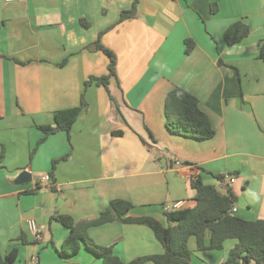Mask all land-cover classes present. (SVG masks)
<instances>
[{
	"label": "crops",
	"instance_id": "1",
	"mask_svg": "<svg viewBox=\"0 0 264 264\" xmlns=\"http://www.w3.org/2000/svg\"><path fill=\"white\" fill-rule=\"evenodd\" d=\"M132 1L0 0V254L16 246L14 264H26L31 254L37 264H101L83 243L73 255L59 254L70 229L55 216L91 220L112 199H123L132 204L128 215L167 225L164 204L193 202L195 170L204 183L235 196L236 215L264 219V64L257 57L264 0H139L134 17L116 22ZM237 20L250 31L228 45L224 32ZM110 25L101 43L116 58L108 83L112 99L102 85L91 84L88 107L69 139L65 131L50 134L30 158L43 135L37 125L53 124L55 110L79 104L84 80L107 72L106 54L87 45ZM185 39L193 42L187 53ZM176 86L196 96L212 138L199 141L167 129L164 100ZM64 155L51 189L41 178ZM24 169L32 180L16 182ZM87 234L124 261L163 251L143 224L110 221L89 226ZM234 242L196 250L190 236L188 264H220Z\"/></svg>",
	"mask_w": 264,
	"mask_h": 264
},
{
	"label": "trees",
	"instance_id": "2",
	"mask_svg": "<svg viewBox=\"0 0 264 264\" xmlns=\"http://www.w3.org/2000/svg\"><path fill=\"white\" fill-rule=\"evenodd\" d=\"M139 0H133L129 9L122 10L116 22L134 17ZM86 27L88 22L81 20ZM113 25L101 30L96 40L87 45L88 48L101 50L108 57L107 72L101 76H89L83 81V89L79 104L73 107L58 109L53 112L54 123L37 125L43 132L33 152L48 135L58 131H65L70 137L72 124L77 120L88 103L85 99V91L91 85H102L112 99L108 83L111 77L116 75V58L114 53L101 43L102 34ZM248 25L237 20L231 23L224 32V39L228 45L234 44L248 35ZM185 51L189 52L193 46L190 39H185ZM257 57L264 64V39L258 42ZM62 61L60 65H63ZM165 125L167 129L176 135L203 141L213 137L214 128L207 114L198 105V99L188 90L181 87H173L164 100ZM112 134L121 135V130H113ZM3 155L0 154V161ZM67 158V155L52 160L51 170L48 172L50 188L54 189L53 170L57 162ZM216 178L223 180L222 174H216ZM190 186L194 190L193 202L181 206L172 211H164L167 225H163L151 216L128 215L132 204L123 199H112L108 207L100 212L99 216L91 220L74 221L69 215H57L55 218L70 229L68 236L62 242L58 250L63 257L75 254L83 243L87 249L101 259V264H188L192 260V252L188 248V239L195 237L196 250L222 249L228 240H234V245L229 249L224 261L220 264H256L264 263V219L245 220L232 211L235 196L232 193L225 195L218 191L214 185L203 182L200 174L195 170L190 178ZM39 189V184L27 192ZM119 221L122 223L143 224L149 227L155 238L162 245L161 253L137 256L129 261L122 260L114 253L111 245L96 244L87 234V228L91 225ZM18 249L12 247L4 255L0 254V264H14Z\"/></svg>",
	"mask_w": 264,
	"mask_h": 264
},
{
	"label": "built area",
	"instance_id": "3",
	"mask_svg": "<svg viewBox=\"0 0 264 264\" xmlns=\"http://www.w3.org/2000/svg\"><path fill=\"white\" fill-rule=\"evenodd\" d=\"M9 1V0H8ZM178 163V162H176ZM225 178H227L229 183H233L235 181V177L231 174H226L224 176ZM48 175H44L41 180L42 181H48ZM181 206H183V201L182 200H178L176 202L173 203H168V204H164L163 205V210L164 211H172V210H176L178 208H180ZM236 209V207L233 205L232 206V211L234 212ZM28 228L34 233V236L37 239H40V234L38 231V227L36 226V224L34 222H30L28 224ZM38 263V256L37 254H31L30 257L28 258V261L26 264H37Z\"/></svg>",
	"mask_w": 264,
	"mask_h": 264
},
{
	"label": "water",
	"instance_id": "4",
	"mask_svg": "<svg viewBox=\"0 0 264 264\" xmlns=\"http://www.w3.org/2000/svg\"><path fill=\"white\" fill-rule=\"evenodd\" d=\"M31 180H32L31 173L28 170L24 169L21 172H19L15 181L18 183H26V182H30Z\"/></svg>",
	"mask_w": 264,
	"mask_h": 264
},
{
	"label": "rangeland",
	"instance_id": "5",
	"mask_svg": "<svg viewBox=\"0 0 264 264\" xmlns=\"http://www.w3.org/2000/svg\"><path fill=\"white\" fill-rule=\"evenodd\" d=\"M101 261V259H99Z\"/></svg>",
	"mask_w": 264,
	"mask_h": 264
}]
</instances>
